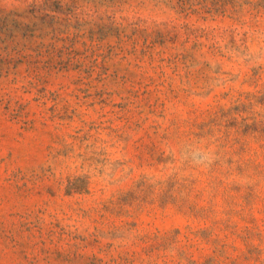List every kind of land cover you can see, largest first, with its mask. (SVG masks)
Masks as SVG:
<instances>
[{
  "label": "rangeland",
  "instance_id": "374dc122",
  "mask_svg": "<svg viewBox=\"0 0 264 264\" xmlns=\"http://www.w3.org/2000/svg\"><path fill=\"white\" fill-rule=\"evenodd\" d=\"M0 264H264V0H0Z\"/></svg>",
  "mask_w": 264,
  "mask_h": 264
}]
</instances>
